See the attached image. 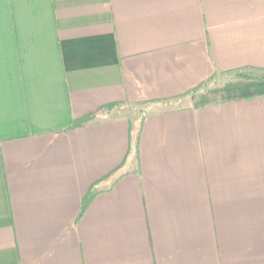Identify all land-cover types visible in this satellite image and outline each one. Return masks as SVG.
<instances>
[{
	"label": "crops",
	"instance_id": "0c3cea01",
	"mask_svg": "<svg viewBox=\"0 0 264 264\" xmlns=\"http://www.w3.org/2000/svg\"><path fill=\"white\" fill-rule=\"evenodd\" d=\"M243 69L264 0H0V264H264Z\"/></svg>",
	"mask_w": 264,
	"mask_h": 264
},
{
	"label": "trees",
	"instance_id": "16d2710c",
	"mask_svg": "<svg viewBox=\"0 0 264 264\" xmlns=\"http://www.w3.org/2000/svg\"><path fill=\"white\" fill-rule=\"evenodd\" d=\"M228 79L230 80H257V81H264V70H251V69H243V70H238L235 72H229L225 74ZM148 105V104H147ZM117 107V105H111L108 106V109ZM96 118V115L88 116L80 121H77L74 123L73 127L71 129H77L86 126L90 122L94 121ZM142 124V121H141ZM97 193L92 189L88 195L85 197L84 202H83V207L80 213L79 218L83 216L85 213L86 209L88 208L89 204L93 200Z\"/></svg>",
	"mask_w": 264,
	"mask_h": 264
}]
</instances>
